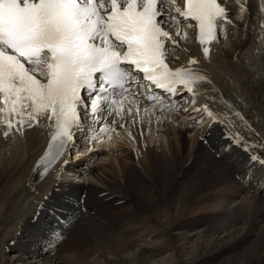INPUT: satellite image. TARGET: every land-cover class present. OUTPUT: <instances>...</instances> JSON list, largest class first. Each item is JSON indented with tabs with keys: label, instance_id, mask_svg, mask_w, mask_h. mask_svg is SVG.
<instances>
[{
	"label": "bare ground",
	"instance_id": "obj_1",
	"mask_svg": "<svg viewBox=\"0 0 264 264\" xmlns=\"http://www.w3.org/2000/svg\"><path fill=\"white\" fill-rule=\"evenodd\" d=\"M218 2L232 22L207 45L209 58L195 26L188 40L176 41L175 33L178 46L168 56L173 68L199 61L192 67L208 82L195 87L194 102L182 88L179 111L141 110L120 138L95 141L99 157L78 131L40 177L47 118L25 126L23 136L13 129L5 138L0 126V264H264V182L255 189L264 169L248 159L264 160V0ZM160 91L165 106L176 102ZM207 138L213 149L232 150L231 167L200 145Z\"/></svg>",
	"mask_w": 264,
	"mask_h": 264
},
{
	"label": "snow or ice",
	"instance_id": "obj_2",
	"mask_svg": "<svg viewBox=\"0 0 264 264\" xmlns=\"http://www.w3.org/2000/svg\"><path fill=\"white\" fill-rule=\"evenodd\" d=\"M260 11L264 15V4ZM243 12L240 4L237 15ZM231 22L218 0H0L4 137L13 129L23 136L25 126L47 118L50 139L36 165L43 177L75 143L76 132H88L85 138L90 143L104 142V136L110 140L115 118H123L125 101L137 105L136 115L142 119L133 83L146 90L144 99L151 107L144 111L149 115L157 108H176L171 103L165 106L150 86L169 96L183 88L193 94L194 102L195 87L208 82L207 77L192 67L199 63L194 58L188 66H170L175 61L168 56L178 45L166 25L175 24L176 35L185 39L186 29L195 26L197 42L208 59L207 45L217 41L218 30L225 32L224 25ZM259 26L264 30V21ZM137 74H142V81ZM82 92L87 93V102ZM81 109L92 121L87 128ZM202 110L217 122L206 105ZM239 139L234 137L237 143ZM251 147L255 146L245 145V151ZM251 160L259 158L252 155Z\"/></svg>",
	"mask_w": 264,
	"mask_h": 264
},
{
	"label": "rangeland",
	"instance_id": "obj_3",
	"mask_svg": "<svg viewBox=\"0 0 264 264\" xmlns=\"http://www.w3.org/2000/svg\"><path fill=\"white\" fill-rule=\"evenodd\" d=\"M101 153H102V152H100V154H101ZM100 154H99V155H100ZM99 155H98V157H99ZM98 157H97V160H98ZM97 160H96V161H97ZM70 161H71V160H70ZM262 184H263V183L260 182V183H259V186L262 185Z\"/></svg>",
	"mask_w": 264,
	"mask_h": 264
}]
</instances>
